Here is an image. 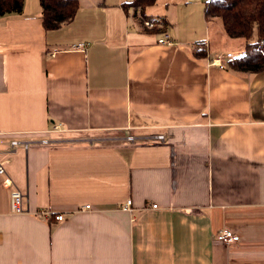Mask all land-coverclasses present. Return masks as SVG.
<instances>
[{
	"label": "crops",
	"instance_id": "crops-1",
	"mask_svg": "<svg viewBox=\"0 0 264 264\" xmlns=\"http://www.w3.org/2000/svg\"><path fill=\"white\" fill-rule=\"evenodd\" d=\"M128 1L79 0L57 30L39 0L0 17V160L25 207L10 213L0 177V264H264V71L212 64L237 40L214 41L206 0H156L145 18ZM57 124L104 140L4 153L8 134Z\"/></svg>",
	"mask_w": 264,
	"mask_h": 264
},
{
	"label": "trees",
	"instance_id": "trees-1",
	"mask_svg": "<svg viewBox=\"0 0 264 264\" xmlns=\"http://www.w3.org/2000/svg\"><path fill=\"white\" fill-rule=\"evenodd\" d=\"M155 1L130 0L124 2L123 7L139 8L144 17V8ZM39 3L45 30H57L69 25L79 9V0H39ZM22 8L23 0H0V17L20 13ZM205 18L213 33L239 40L245 49L244 55L228 60L230 69L252 73L264 71L260 44L264 38V0H206ZM159 21L166 24L165 18H159ZM194 54L205 56L206 49H196Z\"/></svg>",
	"mask_w": 264,
	"mask_h": 264
},
{
	"label": "built area",
	"instance_id": "built-area-1",
	"mask_svg": "<svg viewBox=\"0 0 264 264\" xmlns=\"http://www.w3.org/2000/svg\"><path fill=\"white\" fill-rule=\"evenodd\" d=\"M144 25L148 28H153L155 23L144 20ZM171 39L166 36L164 38L158 39L159 44H171ZM262 46L261 53L264 55V38L260 41ZM84 44H77L75 48H84ZM245 54V49H241L238 51H228L226 53L217 54L216 57L212 59V64L223 68L225 66L226 61L232 58H236ZM66 131L61 128L60 124L55 125L47 134L50 135H41V134H33V133H18V134H8L9 141L7 144V149L4 151L6 154H11L17 151L18 149H28L32 146L36 145H54L65 142H87L88 144H94L95 142L104 140L103 137H89V136H80V135H65ZM6 135V134H5ZM123 140L131 143H146L151 144L155 142L163 143L165 142L164 134H141V133H128L121 137ZM0 177H1V185L5 189L8 196V205L10 213H22L25 211L24 207V195L22 191L14 184L12 179L7 174V170L3 161L0 160ZM153 208H158L157 204L151 205ZM90 205H85L81 209H89ZM122 210L131 211L132 210V201L128 199L124 204L121 205ZM40 216L48 217L49 213L40 212ZM55 220L62 221L65 219L64 214L59 213L54 216ZM215 240L224 244H232L240 241L239 235L232 232L228 228H221L217 231L215 235Z\"/></svg>",
	"mask_w": 264,
	"mask_h": 264
},
{
	"label": "rangeland",
	"instance_id": "rangeland-1",
	"mask_svg": "<svg viewBox=\"0 0 264 264\" xmlns=\"http://www.w3.org/2000/svg\"><path fill=\"white\" fill-rule=\"evenodd\" d=\"M144 24V23H143ZM218 29V28H217ZM213 34V39H214V41H215V38L218 40L219 38H221L220 37V35L217 33V34H214V33H212ZM218 42H219V40H218ZM218 47H220V48H222L223 50H230V51H238V50H241V49H243L242 48V45H241V43H240V41L239 40H237V42L236 41H231V42H223L222 41V43L220 44V42H219V45H217ZM228 52V51H227Z\"/></svg>",
	"mask_w": 264,
	"mask_h": 264
}]
</instances>
